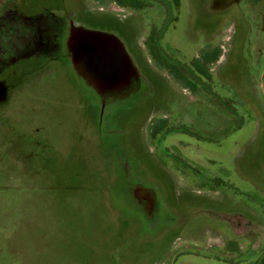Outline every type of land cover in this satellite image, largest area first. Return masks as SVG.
Listing matches in <instances>:
<instances>
[{
	"label": "rangeland",
	"instance_id": "374dc122",
	"mask_svg": "<svg viewBox=\"0 0 264 264\" xmlns=\"http://www.w3.org/2000/svg\"><path fill=\"white\" fill-rule=\"evenodd\" d=\"M144 2L0 0V264H264V0ZM70 18L117 33L146 78L102 116ZM152 32L176 64L220 50L212 95L154 65ZM132 163L166 225L120 202Z\"/></svg>",
	"mask_w": 264,
	"mask_h": 264
},
{
	"label": "water",
	"instance_id": "95a60500",
	"mask_svg": "<svg viewBox=\"0 0 264 264\" xmlns=\"http://www.w3.org/2000/svg\"><path fill=\"white\" fill-rule=\"evenodd\" d=\"M64 48L73 76L96 97L101 116L107 107L120 105L145 82L125 41L113 31L70 18Z\"/></svg>",
	"mask_w": 264,
	"mask_h": 264
},
{
	"label": "flooded vegetation",
	"instance_id": "af4514ba",
	"mask_svg": "<svg viewBox=\"0 0 264 264\" xmlns=\"http://www.w3.org/2000/svg\"><path fill=\"white\" fill-rule=\"evenodd\" d=\"M214 62H211L210 65H212ZM67 64H70L69 61ZM209 69L210 68H208L206 75L195 70L191 71L189 79L191 83L196 85V87L193 89L186 84L187 81L185 79H182V77L179 78L178 81L183 86V89L189 90L192 93L199 92L200 90L212 95L213 92H211V90H209L207 86V80L210 77ZM3 84L5 85V87L7 86L5 82H1L0 88L2 87L4 89V93H6V88L3 86ZM262 94L264 96V91ZM100 124H102V120H100ZM115 129L116 128H109L107 131L109 133L110 131H115ZM112 133L114 134L110 135H114L118 138V134H115V132ZM129 169L130 171L128 172H124L121 170L122 184L119 188L120 202L128 213L140 216L150 226L159 228L166 225L167 221H171L172 217L168 214V209L166 208L164 201L161 198L160 192L156 189V187L140 179L136 175L138 174V172L134 163H132ZM123 181L125 186L123 184ZM174 219L175 220L173 223H176V217Z\"/></svg>",
	"mask_w": 264,
	"mask_h": 264
},
{
	"label": "trees",
	"instance_id": "16d2710c",
	"mask_svg": "<svg viewBox=\"0 0 264 264\" xmlns=\"http://www.w3.org/2000/svg\"><path fill=\"white\" fill-rule=\"evenodd\" d=\"M104 0H97L99 3H103ZM115 1L120 6H126L134 9H140L145 5L144 0H110ZM178 1V0H177ZM148 44L151 47L150 50V57L154 61V65L160 69H166L168 74L173 77L174 79H179L182 77V79H185L187 81V85L190 86V88H195L196 85L191 83L189 76L191 71L195 70L199 73H203L206 75L209 65L211 62H214L218 59L220 55V50L218 49H211L208 51H205L200 55V57L194 58L192 61L191 66H185L182 62L177 61L179 63H175L173 60H167L164 56L163 49L161 48L160 39L155 37L154 32L150 34L148 37ZM163 126H160L158 130L162 129ZM157 131V128L154 130V132ZM158 133V131H157Z\"/></svg>",
	"mask_w": 264,
	"mask_h": 264
},
{
	"label": "crops",
	"instance_id": "0c3cea01",
	"mask_svg": "<svg viewBox=\"0 0 264 264\" xmlns=\"http://www.w3.org/2000/svg\"><path fill=\"white\" fill-rule=\"evenodd\" d=\"M210 50V49H209ZM205 51H208V50H204V51H202L199 55H197V56H195L194 58H196V57H199L202 53H204ZM193 58V59H194Z\"/></svg>",
	"mask_w": 264,
	"mask_h": 264
}]
</instances>
